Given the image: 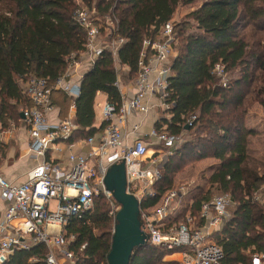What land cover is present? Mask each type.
I'll return each instance as SVG.
<instances>
[{
    "label": "trees",
    "instance_id": "trees-1",
    "mask_svg": "<svg viewBox=\"0 0 264 264\" xmlns=\"http://www.w3.org/2000/svg\"><path fill=\"white\" fill-rule=\"evenodd\" d=\"M80 1L95 8L97 17H114L116 31L111 37L125 43L116 60L108 50L100 54L81 79L77 98L57 91L51 94L63 119L74 104L76 130L70 143L97 132L93 128L97 94L105 95L116 108L120 106L118 83L137 79L141 41L156 38L179 8L196 6L180 22L172 21L176 41L168 80L172 107L168 118L155 123L156 129L165 126L169 135H185L186 142L162 165L154 195L144 198L141 209L154 208L184 168L213 159L218 165L206 177L200 175L208 188L195 189L191 214L198 216L200 206L214 193L229 195L235 205L233 213L212 234V240L221 250V264H252L254 256L264 255V210L254 201L264 187V164L261 167L250 158V141L261 133L247 128L246 122L252 108L264 111V0ZM75 2L0 0L2 130L12 121L15 124L14 119L19 123V110L31 106L22 89L27 78L47 79L52 84L66 70L67 58L84 52L86 33L74 20ZM216 65L225 68V88L213 74ZM110 212V205L99 195L92 211L70 219L63 227L75 264H107L114 226ZM185 213H178L167 226L184 222ZM48 251L45 245L14 251L4 264H40ZM169 253L145 244L133 250L129 264H179L163 261Z\"/></svg>",
    "mask_w": 264,
    "mask_h": 264
},
{
    "label": "built area",
    "instance_id": "built-area-1",
    "mask_svg": "<svg viewBox=\"0 0 264 264\" xmlns=\"http://www.w3.org/2000/svg\"><path fill=\"white\" fill-rule=\"evenodd\" d=\"M75 5L74 20L86 33L84 52L78 57L75 54L69 56L66 70L52 84L47 79L30 76L22 85L23 94L31 104L29 108L20 110L23 116L20 119L27 129V150L34 160L40 159V162L28 171L27 180L22 184L11 183L0 174V198L8 202L0 224V264H4L14 251H27L36 245L49 248L40 264H75L63 227L70 219L92 211L94 199L99 195L110 205L109 216L115 219L120 206L106 189L104 179L108 169L119 163H123L125 168L126 192L137 200L139 206L141 230L146 234L145 244L179 252V264H221L222 253L213 242L212 234L224 221L231 203L229 195L215 196L200 206L198 216H192L191 210L186 211L184 222L167 226L178 214L187 188L169 190L152 209L142 210L141 204L145 197L154 195L153 185L160 179L162 165L183 145V139L169 135L163 126L161 129L152 128L142 139L127 142L141 126L136 124L130 131H125L128 117L146 115L154 108L146 102L148 97H156L160 102L161 120L168 118L172 107L168 80L176 46L172 21L159 29L156 38L141 41L138 77L132 85L134 94L132 98L121 95L118 108L105 102L100 113L104 125L101 134L97 139L89 137L84 140V144L90 147L87 154L73 152L74 142H69L76 130L71 115L73 103L69 116L56 123L48 121L49 113L54 110L51 102L53 92H61L71 99L79 96V83L85 73L79 74L78 70L85 56H88L92 68L105 50L116 60L118 49L125 43L122 38L111 37L116 31L114 17H97L95 8L89 9L80 0H76ZM105 21L110 25L106 28L108 33L102 37L108 25ZM213 74L223 88L227 87L224 66L216 65ZM13 129L14 124L11 123L9 130ZM2 137L0 126V152ZM146 138L154 139L160 145L154 154L156 157L146 156L149 151ZM94 141L97 143L95 147ZM50 153L65 154L68 170L53 164Z\"/></svg>",
    "mask_w": 264,
    "mask_h": 264
},
{
    "label": "crops",
    "instance_id": "crops-1",
    "mask_svg": "<svg viewBox=\"0 0 264 264\" xmlns=\"http://www.w3.org/2000/svg\"><path fill=\"white\" fill-rule=\"evenodd\" d=\"M91 69V66L88 62V56H85V59L82 63V65L79 67V74H86ZM133 82H129L126 85H122L119 83L118 89L120 91V94L125 96L126 98H132L134 94V90L132 88ZM68 97V96H67ZM107 101V98L103 94H97L94 101V114H95V121L93 124V128L97 130V132L93 135V138L97 139L99 135L101 134L102 130H99L101 126L103 125L102 119L99 113L96 111V107L105 103ZM52 102V100H51ZM146 102L149 104H152L154 108L152 110H149L148 114L146 115H136V116H130L127 119L125 131H130L131 128L136 125L140 124V130L136 134H131L129 136V139L127 142L132 143L136 139H142L144 138V135H147L152 128L155 127V123L161 122V118H163V114L161 109L159 108L160 102L156 97H148L146 99ZM54 106V110L49 113L48 115V121L50 123H56L63 118L60 117L59 109H57ZM70 106L68 107V112L66 113V116H69L70 114ZM262 114H264V111L257 107ZM75 110V109H74ZM97 113V115H96ZM74 115L71 113V115ZM256 115V114H255ZM253 114V117H255ZM248 120V118H247ZM247 123V122H246ZM11 124V123H10ZM10 125L6 128V130H2L3 137H2V150L0 152V174L9 182L14 184H22L26 182L27 180V173L30 169H32L38 162H40V159L34 160L31 155L28 153V140H27V133H26V126L23 123V121H20L18 125H14V129L12 131L9 130ZM249 128V127H248ZM255 131H258L257 129L253 128L252 126L249 128ZM5 131L8 133L6 134ZM260 132V131H258ZM185 135H181L180 137L183 139L184 144L186 139L184 140ZM252 140V139H251ZM145 142L148 144L149 148H152V153L157 154L160 145L154 140V139H145ZM264 142V141H263ZM264 144V143H263ZM97 145L96 141H94L93 147ZM154 148H158V150H154ZM90 150V147L84 144V140H77L74 142L73 152L75 153H81V154H87ZM254 152L250 148V158H253ZM51 158L53 160V164L58 166L60 169L66 171L68 170L69 166L67 165L65 161V154H56V153H50ZM156 157V156H155ZM210 160V159H208ZM216 166V165H215ZM263 164H261V167ZM264 169V168H263ZM263 169L259 170V174L262 173ZM202 175V174H200ZM206 177V175H205ZM201 179V178H200ZM190 186L187 188V193L182 198L185 199V206L182 207V203L180 204L179 210L177 213H180L182 211H190V208L193 203V195L195 192V189H191ZM255 198H257L255 200ZM254 201L258 202L260 206L264 210V187H262L257 194L254 196ZM182 202V200H181ZM231 203L226 209V216L224 217V221L220 228L216 230L215 232H218L221 227L223 226L224 222L230 218L231 214L233 213L232 207H230ZM8 207V202L5 200H2L0 198V224L3 221L4 213ZM2 237V234L0 232V239ZM30 243V240H28ZM180 263V262H179ZM264 264V255H261L259 257L254 256L252 258V264Z\"/></svg>",
    "mask_w": 264,
    "mask_h": 264
},
{
    "label": "water",
    "instance_id": "water-1",
    "mask_svg": "<svg viewBox=\"0 0 264 264\" xmlns=\"http://www.w3.org/2000/svg\"><path fill=\"white\" fill-rule=\"evenodd\" d=\"M23 119V116L20 115ZM106 189L120 206L114 219L112 243L107 264H129L134 249L145 245L137 200L126 192L123 163L112 165L105 176Z\"/></svg>",
    "mask_w": 264,
    "mask_h": 264
},
{
    "label": "rangeland",
    "instance_id": "rangeland-1",
    "mask_svg": "<svg viewBox=\"0 0 264 264\" xmlns=\"http://www.w3.org/2000/svg\"><path fill=\"white\" fill-rule=\"evenodd\" d=\"M196 6H192V7H186V8H179L176 13L174 14V18L173 20L178 23L181 21V19L189 14ZM107 18V17H106ZM172 20V21H173ZM107 23V21H105ZM104 22V23H105ZM109 22V20H108ZM174 22V23H175ZM103 24V23H101ZM108 24V23H107ZM110 25V23L105 26V29L102 32V37H105L106 34L108 33V30L106 28H108ZM119 73V69L117 70ZM121 73V72H120ZM119 73V74H120ZM105 103L99 105L96 107V111L97 113H101V108ZM18 110V108H17ZM20 111V110H19ZM96 113V115H97ZM253 114L255 115V117H253ZM21 117V116H20ZM13 122V121H12ZM10 122V123H12ZM15 124L18 125L17 120L14 119ZM14 124V123H12ZM14 124V125H15ZM247 128L249 127H253L255 129H257L258 131H260V136L257 135V137L253 138L250 142V148L251 150L254 152L253 157L254 160L257 161V163L259 164H264V114H262V112L257 108L254 107L251 109L249 115H248V120L246 123ZM6 130V129H4ZM6 134H8L5 131ZM186 138L184 137V140ZM186 141V140H185ZM154 150H158V148H154ZM148 158L151 156H155L154 153H152V148H149V151L146 155ZM215 165H218V162L210 159V160H203L197 163H194L190 166H187L186 168H184L182 171H180L174 180V185L171 189H178L180 187H184V188H189L190 186L192 187L191 189H195L196 187H202L205 188V190H207L208 187H206V185L204 184V180L200 179V174H204L207 176L208 174H210L212 172V169L215 167ZM218 193H214V196H218ZM185 199H182V207L185 206ZM230 207H232L231 209H234L235 205L231 202ZM143 236L146 237V234L143 233ZM55 254L58 255V251L55 250L54 251ZM164 262L166 263H170V262H180L181 261V255L179 252H171L167 255H165Z\"/></svg>",
    "mask_w": 264,
    "mask_h": 264
}]
</instances>
